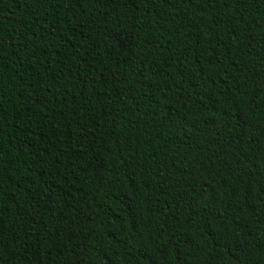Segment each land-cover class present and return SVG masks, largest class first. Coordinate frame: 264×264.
<instances>
[{
	"label": "trees",
	"instance_id": "obj_1",
	"mask_svg": "<svg viewBox=\"0 0 264 264\" xmlns=\"http://www.w3.org/2000/svg\"><path fill=\"white\" fill-rule=\"evenodd\" d=\"M0 264H264V0H0Z\"/></svg>",
	"mask_w": 264,
	"mask_h": 264
}]
</instances>
